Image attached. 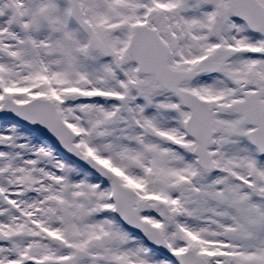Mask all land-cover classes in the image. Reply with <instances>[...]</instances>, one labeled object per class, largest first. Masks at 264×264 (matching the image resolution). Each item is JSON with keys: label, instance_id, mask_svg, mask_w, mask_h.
Returning <instances> with one entry per match:
<instances>
[{"label": "snow or ice", "instance_id": "6c2138e0", "mask_svg": "<svg viewBox=\"0 0 264 264\" xmlns=\"http://www.w3.org/2000/svg\"><path fill=\"white\" fill-rule=\"evenodd\" d=\"M0 264H264V0H0Z\"/></svg>", "mask_w": 264, "mask_h": 264}]
</instances>
